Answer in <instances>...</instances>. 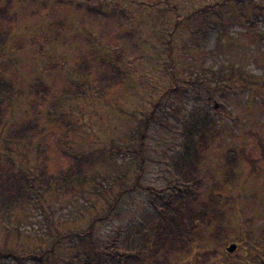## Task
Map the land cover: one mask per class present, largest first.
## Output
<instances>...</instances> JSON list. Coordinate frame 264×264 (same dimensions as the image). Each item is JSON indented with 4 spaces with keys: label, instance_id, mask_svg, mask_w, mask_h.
<instances>
[{
    "label": "rangeland",
    "instance_id": "374dc122",
    "mask_svg": "<svg viewBox=\"0 0 264 264\" xmlns=\"http://www.w3.org/2000/svg\"><path fill=\"white\" fill-rule=\"evenodd\" d=\"M5 2L13 22L0 54V77L11 85L0 92L4 128L24 120L38 86L82 82V91L56 108L55 122L43 123L61 138L39 188L0 209V251L21 257L2 256L0 264H66L91 240L99 247L135 233L153 211L149 190L168 193L169 164L193 114L215 124L201 191L222 228L165 264H264V0ZM81 56L96 70L118 66L121 82L106 97L92 75L74 70ZM5 144L0 139L1 164L40 175L32 147ZM74 162L84 169L65 177Z\"/></svg>",
    "mask_w": 264,
    "mask_h": 264
},
{
    "label": "trees",
    "instance_id": "16d2710c",
    "mask_svg": "<svg viewBox=\"0 0 264 264\" xmlns=\"http://www.w3.org/2000/svg\"><path fill=\"white\" fill-rule=\"evenodd\" d=\"M10 9L7 2L0 3V54L11 38L13 16ZM73 67L76 72L92 75L93 87L102 97H106L122 79L118 66L96 70L90 56L77 58L73 61ZM10 87V83H5L0 77V92H10ZM81 91L82 82L56 90L46 85L38 86L28 103L24 120L10 123L6 128L3 126L6 115L4 102L0 101V139L6 143V147L9 141L32 147L43 167L40 175L30 176L22 171L14 173L9 164L0 163V209L6 210L15 204H21L39 188L41 179L46 174L48 154L61 138L57 132L50 135L44 132L43 123L55 122L56 108L71 97L80 95ZM212 108L216 107L213 105ZM195 115H190L192 122L186 125V130L180 132L178 156L169 164L174 173L167 179L168 193L149 190V205L153 211L144 214L137 231L118 233L109 241L99 242V247L97 241L91 240L88 251L76 253L66 264H165L169 256L188 252L195 242L216 238L222 228L219 216L213 207L210 209L209 198L204 199L201 191L202 153L208 140L214 136L215 124L207 114L200 117L197 114L196 119ZM234 163L235 157L227 158L229 169ZM83 169L84 166L74 162L62 172L65 177H71ZM76 234L83 235L78 232ZM86 235L91 239V226ZM41 255L30 257L40 261ZM2 256L21 258L12 251H0V257Z\"/></svg>",
    "mask_w": 264,
    "mask_h": 264
},
{
    "label": "water",
    "instance_id": "95a60500",
    "mask_svg": "<svg viewBox=\"0 0 264 264\" xmlns=\"http://www.w3.org/2000/svg\"><path fill=\"white\" fill-rule=\"evenodd\" d=\"M237 245L236 243H229L225 249L227 252H233L236 249Z\"/></svg>",
    "mask_w": 264,
    "mask_h": 264
}]
</instances>
